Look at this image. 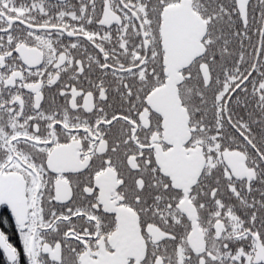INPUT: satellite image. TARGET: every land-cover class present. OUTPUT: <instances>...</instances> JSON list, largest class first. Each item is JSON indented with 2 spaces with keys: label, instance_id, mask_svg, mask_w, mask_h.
I'll return each mask as SVG.
<instances>
[{
  "label": "snow or ice",
  "instance_id": "6c2138e0",
  "mask_svg": "<svg viewBox=\"0 0 264 264\" xmlns=\"http://www.w3.org/2000/svg\"><path fill=\"white\" fill-rule=\"evenodd\" d=\"M0 207L26 264H264V0H0Z\"/></svg>",
  "mask_w": 264,
  "mask_h": 264
},
{
  "label": "flooded vegetation",
  "instance_id": "af4514ba",
  "mask_svg": "<svg viewBox=\"0 0 264 264\" xmlns=\"http://www.w3.org/2000/svg\"><path fill=\"white\" fill-rule=\"evenodd\" d=\"M6 221V223H5ZM0 231H3L9 237V242L17 248L21 257V264H26L23 257L22 245L20 244L18 234L15 230V223L10 212L5 207H0Z\"/></svg>",
  "mask_w": 264,
  "mask_h": 264
},
{
  "label": "trees",
  "instance_id": "16d2710c",
  "mask_svg": "<svg viewBox=\"0 0 264 264\" xmlns=\"http://www.w3.org/2000/svg\"><path fill=\"white\" fill-rule=\"evenodd\" d=\"M0 264H7L5 258L3 257L1 251H0Z\"/></svg>",
  "mask_w": 264,
  "mask_h": 264
},
{
  "label": "water",
  "instance_id": "95a60500",
  "mask_svg": "<svg viewBox=\"0 0 264 264\" xmlns=\"http://www.w3.org/2000/svg\"><path fill=\"white\" fill-rule=\"evenodd\" d=\"M2 252V251H1ZM3 253V252H2Z\"/></svg>",
  "mask_w": 264,
  "mask_h": 264
}]
</instances>
